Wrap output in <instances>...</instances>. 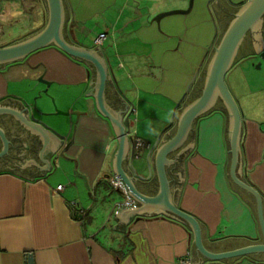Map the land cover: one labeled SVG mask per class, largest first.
Instances as JSON below:
<instances>
[{"label":"crops","instance_id":"crops-1","mask_svg":"<svg viewBox=\"0 0 264 264\" xmlns=\"http://www.w3.org/2000/svg\"><path fill=\"white\" fill-rule=\"evenodd\" d=\"M72 1L73 11L63 0L70 41L102 54L108 70L103 93L106 107L114 114L130 113L127 137L151 147L172 113L178 115L200 93L212 44L217 42L210 27L211 23L216 26L214 19L181 31L162 17L157 23L164 28L158 30L154 19L149 20L156 11L148 0L121 5L117 0H102L99 6L95 0ZM213 4L208 0L212 17ZM84 9L104 15L111 11L107 24L85 39L75 28ZM46 19L45 0H0V38L21 20L46 23ZM99 33H107L108 38L95 46ZM247 61L240 63L242 72L230 83L242 116L240 176L264 201V81L247 76ZM192 80L185 100L176 107ZM95 85L92 66L54 46L0 67V106L28 107L38 121L63 137L60 150H49L42 158L50 168L42 170L39 167L46 165L38 153L42 140L15 117L0 114V129L8 141L6 153L0 156V264H28V255L33 264H179L187 253L192 264L195 247L190 230L169 215L159 212L131 218L123 231L115 229L116 204L121 200L106 186L114 177L112 160L119 144L112 123L94 104ZM88 87L92 95L85 96ZM55 109L69 114L57 115ZM174 132L175 126L169 134ZM127 144V161H120L126 175L131 153ZM190 144L193 147L179 154L175 165H165L169 202L198 221L203 245L210 252L264 242L253 199L229 179L228 118L221 106L197 121L180 151ZM2 146L0 140V151ZM150 147L141 150L138 161L133 160L139 174L146 171L144 158ZM25 160L39 167L20 168ZM157 183L154 175L156 190ZM58 186L63 189L57 191ZM202 264H264V254Z\"/></svg>","mask_w":264,"mask_h":264},{"label":"water","instance_id":"water-1","mask_svg":"<svg viewBox=\"0 0 264 264\" xmlns=\"http://www.w3.org/2000/svg\"><path fill=\"white\" fill-rule=\"evenodd\" d=\"M45 2L47 6V19L44 27L29 37L6 46H1L0 67L20 61L45 47L54 46L68 57L88 65L89 68L92 66L95 69V95L91 94L90 87H88L84 95L94 96L93 101L98 111L112 123L119 144L112 160L113 175L123 182L129 197L134 201L133 206L127 207L124 205V195L121 191L115 189L121 200L116 204L117 209L114 216L118 220V226L115 229L123 231L124 225L131 218L132 220H139L146 217V215L162 212L164 213L163 215H169L189 228L195 247L192 264H202L207 260L223 261L252 254H264V242L237 249L233 248V250L221 253L208 251L203 245L201 227L198 221L192 215L178 208L174 203L169 202L167 193L168 182L164 172L165 165L166 167L171 163L175 165L177 156L185 149L193 147V144H190L180 151L188 136V131L196 125L203 115L213 110L214 104L219 101L221 108L225 111L228 118L229 179L235 187L253 199L257 224L262 241H264V201H262L260 194L253 187L245 183L240 176L242 168L240 156L242 116L238 104L226 83V74L235 64L239 48L248 33L253 36L254 48V52L250 54L249 60L257 59L264 63V42L260 38V27L262 21H264V0H245L240 3V9L233 16L225 31L219 36L218 29L215 26L214 41L217 38V42L214 45L212 44V56L206 67L200 93L178 115L175 111L172 113L170 122L159 133L156 141L144 158L146 166L144 174L137 173L132 166L134 160L132 140L127 137L130 113L126 111L114 114L104 103L103 93L108 81V70L102 54L97 51L98 49H86L70 41L65 30L67 19L63 0H45ZM176 13L185 12L164 13L156 17L154 21L158 22L162 17ZM193 80L187 87L181 100L176 104V107H179L181 102L185 100L187 93L191 89ZM127 107L124 108V111ZM0 114L15 117L24 128L42 140L43 147L41 152L38 153L40 160L46 165L39 167L32 160H25V164L20 168L24 169L25 166L33 164L42 170H49L48 162L42 160V158L49 150H56V152L60 150L63 140L62 135L38 121L28 107H25L24 110H18L17 108L0 106ZM55 114L67 116L69 113L55 109ZM174 126L175 132L171 135L169 131ZM0 140L3 144L0 151L1 156V154L6 153L8 148V141L2 129H0ZM128 142L131 145V153L128 158L130 173L126 175L120 168V161L124 158ZM176 153L178 154L173 159H169L171 155H175ZM124 159L127 161V157ZM175 174L179 177V173ZM154 175H156L158 181L157 190L153 185ZM179 179L183 180L180 177ZM172 180L174 184V179ZM27 261L28 264H33L32 255L27 256Z\"/></svg>","mask_w":264,"mask_h":264},{"label":"rangeland","instance_id":"rangeland-1","mask_svg":"<svg viewBox=\"0 0 264 264\" xmlns=\"http://www.w3.org/2000/svg\"><path fill=\"white\" fill-rule=\"evenodd\" d=\"M95 1H97L98 6L100 5V3H102V0H95ZM124 1H128V0H117L116 3L121 5L124 3ZM148 1L149 2H147V4L152 8V10L158 12V13L156 12L152 13L151 17L149 18L150 21H153V19L164 13H170L175 11L185 12V13L170 14L162 18V21H166V20L170 21L169 26L174 30L179 29L181 31H186L189 28L198 27L199 25H201V23L204 22L206 24H210V22L213 20V17L210 16L208 12V7H207L208 0H193L192 2L191 0H148ZM244 1L245 0H229L231 4H237V3L239 4ZM67 2L70 10L72 11L75 10L74 2L72 0H67ZM97 8L94 6V10H97ZM110 16H111V11L109 10L106 11L104 15V14H96L95 11L92 12L84 9L82 14L80 15L81 19L78 22L77 27L75 28L81 32L82 36H85L84 37L85 39L86 37L90 36L92 33L101 30V28H103V26L107 24V21ZM232 18L233 17L228 19V21H226L225 24L223 23L222 27L220 28V33H223L225 31L227 25L232 20ZM44 25L45 23L42 22L41 23L34 21L27 22L21 20L19 23H16L14 24V26H12L13 28L11 29L10 32L6 33L3 38H0V47L15 43L21 39L29 37L35 34L36 32H38L40 29H42ZM154 25L158 28V30H162V28H164L162 22L160 23L154 22ZM210 27L212 29L214 36L215 27L213 26L212 23L210 24ZM68 29H70L69 20L67 21L66 31ZM88 39H90V37ZM240 63H242V61L235 62V64L226 74V83L229 89L231 88L230 83H232L234 79L240 76L242 72V70H240V68L242 67ZM246 63H247L246 67L249 70L247 76H249V78L255 76L254 78L264 81V63L258 61L257 59H251ZM242 64L244 65V63ZM244 73L245 71H243V74ZM140 152L141 151H139V153ZM136 161H138V159ZM106 190H110L112 194L118 195L115 189H113L111 186H106Z\"/></svg>","mask_w":264,"mask_h":264},{"label":"flooded vegetation","instance_id":"flooded-vegetation-1","mask_svg":"<svg viewBox=\"0 0 264 264\" xmlns=\"http://www.w3.org/2000/svg\"><path fill=\"white\" fill-rule=\"evenodd\" d=\"M213 1H214V4L212 6L213 7V10H212L213 19H214V23H215V25L219 31L220 28L222 27L223 23L225 24L226 21H228V19L233 17L236 14V12L240 9L241 5L240 4L232 5L228 0H213ZM66 33H67V31H66ZM67 36H66V38H67ZM252 38H253L252 34L248 33L246 35V37L244 38V40H243V42L239 48L235 62L243 61V60L250 58L249 57L250 54H252L254 52L253 41H252L253 39ZM260 38H261L262 42H264V21H262L261 27H260ZM218 106H221V103L219 101H217L214 104L213 109L217 108ZM30 150H32V146L30 147Z\"/></svg>","mask_w":264,"mask_h":264},{"label":"built area","instance_id":"built-area-1","mask_svg":"<svg viewBox=\"0 0 264 264\" xmlns=\"http://www.w3.org/2000/svg\"><path fill=\"white\" fill-rule=\"evenodd\" d=\"M108 38L107 33H99L96 35L93 44L95 46H100L102 43ZM150 146L149 144L145 143L139 138H134L132 140V148H133V158L137 159L139 157V151L143 149H148ZM109 185L113 189H117L121 191V193L124 195V205L127 207H131L134 205V201L129 197L126 186L123 184V182L118 177H110L109 178ZM57 191H61L63 189L62 186H58ZM179 264H191V256L190 253H187L184 257H181L178 260Z\"/></svg>","mask_w":264,"mask_h":264}]
</instances>
